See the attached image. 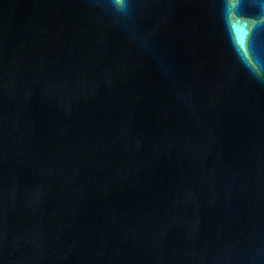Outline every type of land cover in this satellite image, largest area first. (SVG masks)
<instances>
[{
  "label": "water",
  "instance_id": "water-1",
  "mask_svg": "<svg viewBox=\"0 0 264 264\" xmlns=\"http://www.w3.org/2000/svg\"><path fill=\"white\" fill-rule=\"evenodd\" d=\"M0 264H264V0H0Z\"/></svg>",
  "mask_w": 264,
  "mask_h": 264
},
{
  "label": "clouds",
  "instance_id": "clouds-1",
  "mask_svg": "<svg viewBox=\"0 0 264 264\" xmlns=\"http://www.w3.org/2000/svg\"><path fill=\"white\" fill-rule=\"evenodd\" d=\"M117 2L123 4V0H117Z\"/></svg>",
  "mask_w": 264,
  "mask_h": 264
}]
</instances>
